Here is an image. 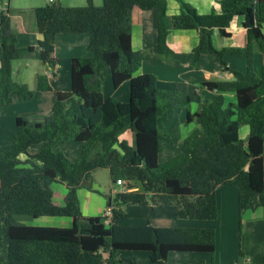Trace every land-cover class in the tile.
Segmentation results:
<instances>
[{
  "label": "trees",
  "instance_id": "16d2710c",
  "mask_svg": "<svg viewBox=\"0 0 264 264\" xmlns=\"http://www.w3.org/2000/svg\"><path fill=\"white\" fill-rule=\"evenodd\" d=\"M219 11L200 14L180 2V11L165 22V0H102L100 6L87 0L85 6L51 2L33 8L39 33L38 59L56 76L59 58L54 54L59 35H88V55L70 60V90H53L46 73L36 75V91L53 92L54 100L44 122L16 119L17 131L0 150V264H127L125 252H145L149 264H167L170 253L215 252L212 228L123 225L125 214L112 207H173L179 220L216 221L219 211L215 191L221 185L237 189L239 217L247 210L264 208V0H221ZM133 6L152 12L156 50L172 55L167 36L171 30H194L197 43L191 49L192 63L211 55L219 66L225 56L242 59L246 72L228 69L230 79L205 81L201 87L215 93L201 98L191 109L188 85L174 82L170 89L157 87L153 73L136 75L143 51L132 47ZM236 17H242L247 43L217 49L212 42L216 29L228 36ZM262 54L261 72L254 69L253 46ZM33 47H19L11 27L9 0H0V116L14 98L30 102L35 92L12 76V63ZM114 88L128 83V101L105 99L102 80ZM200 87V88H201ZM232 93L235 104L225 103ZM75 98L71 108L67 102ZM175 111H184L185 123L194 124L184 138L179 123L168 130L164 123ZM248 128L241 139L237 128ZM129 130L134 145L120 140ZM78 142L80 152L70 161L53 148ZM43 144L37 154L33 145ZM178 153L159 163L164 145H178ZM100 145L93 157L89 152ZM106 169L112 181L125 189L108 196L112 208L109 224L104 216L86 217L77 197L81 187L91 188L92 173ZM53 184L64 185L67 203H53ZM69 218V227L27 225L16 216ZM149 220V219H148ZM264 237V229H263ZM191 264H203L202 261Z\"/></svg>",
  "mask_w": 264,
  "mask_h": 264
},
{
  "label": "crops",
  "instance_id": "0c3cea01",
  "mask_svg": "<svg viewBox=\"0 0 264 264\" xmlns=\"http://www.w3.org/2000/svg\"><path fill=\"white\" fill-rule=\"evenodd\" d=\"M55 1L56 0H52V1L50 0H9V13H10L11 27L13 31L16 33L18 46L22 48L29 47V46L33 47L32 52L23 53V56L21 58L23 60L22 63H19L18 62L19 60L12 63V76L13 78L16 79V81L24 82L27 85L29 84L31 86V89L34 90V92L36 91V75L39 73L48 74L49 81H50V84L53 90L55 91L58 90V91H63V92L69 91L70 82L69 83L67 82V86L65 82L69 81V77H70V60L73 57H82V56H87L89 54L87 50V44L89 40L88 35H59L57 36L55 40V46H54L55 56L57 55V57L61 59L59 60L60 66H59L56 76H51L48 71L47 66L43 65L40 61H39L40 63H38V61H35L36 60L35 59L33 60V62H31V60L28 59L30 55H32L35 58L36 53L39 52L38 47H37V42L40 36L37 31V26H36L34 14H33V8L45 6ZM85 1L87 0H58L59 4H63L64 6L81 5V3H84ZM91 1H93V3L101 2V0H91ZM181 1L190 4L192 7L196 9L198 13L206 14L212 10L219 11V8H220L219 1L221 0H165V3H166L165 22L168 27L171 26L172 16L178 14L180 11ZM130 15H131L132 47L134 50L143 51L144 53V60L141 66L139 67V69L137 70L136 75H140L144 73L155 74L158 77V81H157L158 89L168 90L170 89L171 85L174 82H177V81L184 82L188 85L190 96H191V103L196 102V104H198L201 98L210 99L212 95L215 94L207 90L205 87H201L203 81L205 82V81H212V80H217V79L218 80L230 79L232 77V73L228 69L237 70L240 72H243L246 69L245 62L242 59L241 60L240 58L234 59L237 57H232V56L224 57V61L226 63L225 67L220 66L219 68L218 67L219 65L217 63H213L210 61V59H208L207 57L208 55L202 56L199 62L197 63V65H194L192 63L193 55L191 53V49L197 43V37H198L197 32L194 30H187V31L171 30L167 36V43L173 53L172 55L166 57L167 59L170 60L169 62L170 65L169 64H166V65H169L170 67H172L173 65L171 63H172V60H174V56L176 55V52L182 53L184 55V60L179 63L181 65L182 71L178 73V75L179 77H182V76L183 77L179 78V80L167 78L164 81L165 83L162 81H159L158 75L166 73L167 72L166 69L160 68V70H153L154 68L152 69L148 68V70H145L143 66L146 55H152V54L156 56L159 55L156 50V36H155V44H153L151 40V37L153 35L152 33V29H153L152 12L143 11L136 6H133L131 8ZM242 21H243L242 17H236L232 21L231 26L227 30V32L229 33L227 37L221 36L218 33V31L215 29L212 35V41H214L213 43L214 46L217 49H221V48L229 47V46H245L247 43V37H246L245 30L242 27ZM148 37L150 40L148 39ZM59 51L62 53L59 54ZM253 53H254V68H256V66H257V69L261 68L263 64V58L256 44H254L253 46ZM26 66L28 68L26 70H22L20 76H16V77L14 76L15 70H18L23 67L25 68ZM193 72H197L198 74H200L199 77L194 78ZM62 77L64 79L63 88L60 86ZM159 82H161V84L164 83L163 84L164 86H161L160 88ZM102 83L103 81L101 82V90L103 91L102 92L103 97L105 99L109 97L115 98L112 94L109 95L108 97H105L104 90L102 88ZM105 85H106V82H105ZM121 87H122V84L118 88H115V91L121 89ZM223 97H224L225 103L235 104L236 99H235L234 94L224 93ZM126 98H125L126 100H117L116 98L115 99L119 102H126L128 101V97ZM53 100H54L53 92H46V93L38 92L37 94L35 93L34 99L32 100L33 102L31 101L32 103L36 105L34 115H38L37 116L38 118L45 119L50 112V108L52 106ZM36 101L38 102V105ZM41 103L45 104V109L43 111L41 110V108L39 109V105ZM16 104H23V103L19 102L16 98H14V101L12 102L11 106H14ZM19 117L29 122L26 118H23L22 116H19ZM36 122H39V121H36ZM240 128L242 127L237 128L238 135L241 139L245 140L247 138L248 128L245 127L246 129L245 130L243 129L241 133L239 131ZM189 129L191 130L193 128L190 127ZM190 130L189 132L192 131ZM14 134L15 133H13L11 135V138H9L10 141L4 140L3 144H1L3 145L1 146L2 148L10 144V142L13 139ZM122 135L123 137H119L120 140H127L130 145H134V136L129 130L122 132ZM76 144L78 145V147H74L73 150L75 151V154L78 153L77 154L78 156L80 152V144L78 142H76ZM100 150H101L100 145L95 146L93 149L90 150L89 156L93 157ZM263 163H264V154H263ZM56 186L57 187L55 188V190L57 191H54V188H52L53 189V198H52L53 203L56 205H65L67 203V197L65 195V187L64 185H60V184H56ZM114 187L115 189L113 193L115 191H118L115 185ZM121 189L122 187H120V190ZM215 192H216V197L217 195H221V196L223 195L224 206H228L230 208L229 210L230 213L227 214L225 218H223L224 223L223 225H221V228L219 229V230H222V233H223L224 227H230L231 230L234 232V228L238 229L239 225L242 226V223L244 222L246 223L247 221V222H252V223H258L259 228H260L259 230L260 236L262 240H264V237H263L264 208L263 207H257L254 210H247L239 217L238 211H237V191L236 189L233 186L230 187L229 185H221L217 187ZM106 198L107 196L105 197V199ZM54 200H56L57 202H54ZM112 207H114V209L121 211L125 214V218L120 221V224L144 225V224H133L135 219L133 218L129 220V217H128L129 215L125 213L127 211L124 212L121 209L123 207L117 206V205H112ZM106 208H107L106 201L105 202L103 201V203L99 204L98 208L96 209V213H97L96 216L103 215V212L105 211ZM153 210H152V214H153L152 219L147 220L146 223L149 222L150 224L156 227H169V226L174 225V224H162L164 221L165 223L173 221L172 219L173 217L170 215L161 216L159 213L157 214V212L154 216L155 210L154 211ZM90 211H92L91 208H87L86 211L84 212L82 211V212L84 216L91 217V215H89ZM219 218H220V215H219ZM229 218L231 219V222ZM16 219L18 221L20 220L21 222H24L25 220V218L22 217L21 219V217H17V216H16ZM34 220L40 221L43 219L37 218ZM188 221L189 222L182 221V227H197V228H212V229L216 228L217 229V226H218V225H212V224H217L218 222L216 221H190V220ZM61 222L66 223V225H68L69 223V221H61ZM70 223H71V220H70ZM216 229L214 230L216 231ZM234 234L236 235V232ZM263 244H264V241H263ZM233 247L235 246H232V248ZM218 248L219 246L217 244V246L215 247V252L211 254L212 257L215 256V253L217 252L216 249ZM222 251L229 257V259L223 262H216V263L209 262V264H239L236 262L237 260L235 258V255L238 252V255L239 256L242 255L243 257L242 240H241V246L239 247V250L236 247L235 249L229 252L223 249L220 251V253ZM124 258L126 259L127 264H149L148 262L149 260H147L146 257H144L143 261H141L140 259L138 260V258H136L135 255H131L130 257L125 256ZM193 259L194 260L189 263H195V262L202 261L204 264H206L204 261L207 259V257L205 255H193ZM240 264H264V254L263 255L260 254V257L256 256V259H253L250 255H247L244 259H241Z\"/></svg>",
  "mask_w": 264,
  "mask_h": 264
},
{
  "label": "rangeland",
  "instance_id": "374dc122",
  "mask_svg": "<svg viewBox=\"0 0 264 264\" xmlns=\"http://www.w3.org/2000/svg\"><path fill=\"white\" fill-rule=\"evenodd\" d=\"M93 5L95 6H100L102 4V0L99 3H93V1H91ZM87 4V1H85L84 3H81V5H74V6H85ZM63 5V4H61ZM64 6V5H63ZM31 25V24H30ZM33 25V24H32ZM152 43L155 44V36H156V32L154 30V28L152 29ZM149 39V37H148ZM150 40V39H149ZM214 43V41H212ZM214 45V44H213ZM62 52L59 51V54H61ZM38 52L36 53V57L34 58L32 55H30L28 57L29 60H31V62H33V60L38 61ZM23 56V55H22ZM57 57V55H56ZM159 57V58H158ZM164 56H159V55H146L145 57V61H144V69L148 70V68L153 70H160V68L166 69L167 72L159 76V81L164 82L167 78H171L174 80H179L178 73H180L182 71L181 65L179 64L180 62H182L184 60V55L182 53L176 52V55L174 56V60H172V67H170L169 62L170 60L167 59L166 57L163 58ZM208 59H210L211 62L216 63L214 61L213 56H207ZM22 58V57H21ZM164 59V60H162ZM234 59H238V58H234ZM61 60V59H59ZM241 60V59H240ZM18 61V60H17ZM22 59L19 60V63H22ZM15 62V61H14ZM15 64V63H14ZM169 64V65H166ZM60 66V64H59ZM220 68V66H218ZM28 67L26 66L25 68H20L18 70L14 71V76H20L22 70H26ZM223 68V67H222ZM255 71L257 73L261 72V68L257 69L254 68ZM246 72L243 71L242 73ZM200 74H198L197 72H193V76L195 77H199ZM187 77V76H186ZM15 81L16 79L13 78ZM102 88L104 90V94L105 97H108L109 95H113L117 100H126L128 97V83L124 82L122 84L121 89L115 91V88L113 86V84L111 83L110 78H106L104 80H102ZM20 82V81H18ZM29 82V81H28ZM63 82L64 79L62 77L61 82H60V86L63 88ZM67 82L69 83V81H66L65 84L67 86ZM106 82V85H105ZM204 82V81H203ZM160 83V88L161 86H164L163 84L165 83ZM29 85V84H28ZM27 85V86H28ZM105 85V87H104ZM121 86V85H120ZM28 88L32 91H34L33 89H31V86L29 85ZM35 89V87H34ZM161 90H165V89H161ZM103 92V91H102ZM35 93L37 94L38 91H35ZM124 93V94H123ZM126 98V99H125ZM35 101V100H34ZM20 102V101H19ZM33 102V101H32ZM30 102H21L23 104H16L14 106H11L9 108H5L3 109V112L0 116V150L2 149L1 144H3L4 140H9V138H11V135L13 133H15V131H17V126H16V118L19 116H22L23 118H26L29 122H44L45 119L42 118H38V115H34V111L36 109V105L34 103ZM37 102V101H36ZM75 102V98H71L68 102H67V107L71 108L73 103ZM38 105V102H37ZM41 108V110L43 111L45 109V104L41 103L39 105V109ZM197 108V104L196 102H192L191 103V109L194 111ZM14 114V116H13ZM49 115V114H48ZM30 118V119H29ZM185 119H186V114L185 112L182 111H175L173 112V114H171L168 118V120L164 123V129L168 130L172 127V125L174 123H179L180 125V134L181 137L184 138L186 137L190 132H189V128L190 127H194V124H186L185 123ZM242 128L239 129L240 133L241 131L244 129H246V126H241ZM192 130V129H191ZM190 130V131H191ZM189 132V133H188ZM119 137H123L122 133L121 135H119ZM74 147H78V145L76 144V142H70L67 144H64L62 146H59L57 148H53V152H56L57 149L62 151V153L64 154V156L69 159L70 161L74 160L77 158V154H75V151L73 150ZM43 148V144H38V145H33L28 149V154H37L39 153ZM180 150V144L178 145H164L163 146V152L159 155V163L165 162L166 160H168L170 157H172L173 155H175L176 153H178ZM125 185L126 184H122L119 185L120 187H122V189H125ZM91 188H87V187H81L77 190V197L79 200V204L81 206V211H86L87 208H91L92 211H90L91 216H96V209L98 208L99 204H102L103 201L105 202L107 200V198L105 199V197L107 196H111L113 195V191L115 189L112 180L109 177V173L106 169H98L95 170L92 173V180L90 183ZM56 184L52 185V188H54V191L56 188ZM226 187V186H225ZM232 187V186H230ZM234 187V186H233ZM235 188V187H234ZM231 189V188H230ZM236 189V188H235ZM237 191V189H236ZM215 196H216V192H215ZM216 201L217 203V207H218V211H219V215H220V220L218 219L216 222H218L217 224H212V225H218L217 229H216V246L218 244L219 248L216 249L217 252L215 253V256L212 257L211 254H207V253H170L167 257V264H191L189 262H192L193 259V255H205L207 257V259L204 261L206 264H209V262H223V261H227L229 259V257L222 251L220 253L221 250L225 249L227 252L235 249L237 247V249L239 250V247L241 246V240H242V251H243V257L242 255L239 256L238 252L235 255L236 258V262L240 264L241 259H244L247 255H250L253 259H256V256L260 257V254H264V244L260 233H259V225L258 223H252V222H247L246 223H242V226L239 225V228H234V232L231 230L230 227H224L223 229V233L222 230H219L221 228V225H223L224 223V219L225 216L227 214L230 213V208L228 206H224V197L223 195H217L216 197ZM54 202H57L56 200H54ZM123 208H121L125 213H127L129 216V220L131 219H135L133 224H145L146 221L148 219H152V209L149 207H141V206H137V205H130V206H122ZM155 213L154 216L157 212V214L159 213L161 216H172L173 221H170L168 223H165V221L162 224H174L172 226L169 227H182V221H186L189 222L188 220H179L176 219L174 217V208L173 207H154ZM153 210V211H154ZM82 212V214H83ZM221 212V213H220ZM17 217H22L25 218L24 222L25 224H29V225H39V226H65V227H69L70 226V219L69 218H60V217H42V218H38V219H43V220H34L31 217H25V216H17ZM222 217V218H221ZM154 219V218H153ZM230 222L231 219L229 218ZM20 221V220H19ZM23 221V220H22ZM61 221H69L68 225H66V223H63ZM21 222V221H20ZM153 222V221H152ZM161 224V223H159ZM236 232V235L234 234ZM232 246H235L232 248ZM241 249V248H240ZM131 255H135L136 258H138V260L140 259L141 261H143L144 257H146L147 260H149L147 253L145 252H125L122 253L121 256L125 257H130ZM149 262V261H148ZM244 262V261H243ZM204 264V263H203Z\"/></svg>",
  "mask_w": 264,
  "mask_h": 264
},
{
  "label": "built area",
  "instance_id": "2783aa9c",
  "mask_svg": "<svg viewBox=\"0 0 264 264\" xmlns=\"http://www.w3.org/2000/svg\"><path fill=\"white\" fill-rule=\"evenodd\" d=\"M50 1H52V0H50ZM103 216H104V224H109V222H110V219H111V217H112V208L111 207H107L106 209H105V211L103 212Z\"/></svg>",
  "mask_w": 264,
  "mask_h": 264
},
{
  "label": "water",
  "instance_id": "95a60500",
  "mask_svg": "<svg viewBox=\"0 0 264 264\" xmlns=\"http://www.w3.org/2000/svg\"><path fill=\"white\" fill-rule=\"evenodd\" d=\"M57 4L59 3L58 0L55 1ZM114 185L117 187V190L119 191L120 190V181H113Z\"/></svg>",
  "mask_w": 264,
  "mask_h": 264
}]
</instances>
